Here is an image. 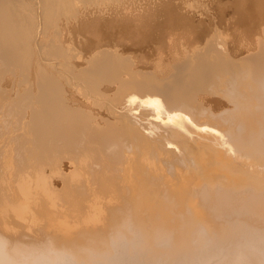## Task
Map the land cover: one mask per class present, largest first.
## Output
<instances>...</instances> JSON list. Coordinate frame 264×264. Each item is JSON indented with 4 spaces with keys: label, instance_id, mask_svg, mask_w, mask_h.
<instances>
[{
    "label": "bare ground",
    "instance_id": "bare-ground-1",
    "mask_svg": "<svg viewBox=\"0 0 264 264\" xmlns=\"http://www.w3.org/2000/svg\"><path fill=\"white\" fill-rule=\"evenodd\" d=\"M80 1L40 0L38 29L0 0V264H264V28L231 49L170 21L152 65L99 41L76 63L72 20L140 24Z\"/></svg>",
    "mask_w": 264,
    "mask_h": 264
},
{
    "label": "rangeland",
    "instance_id": "rangeland-1",
    "mask_svg": "<svg viewBox=\"0 0 264 264\" xmlns=\"http://www.w3.org/2000/svg\"><path fill=\"white\" fill-rule=\"evenodd\" d=\"M37 1L27 0V2L35 7L34 15L36 17L34 16V20L35 24L38 25L36 27L40 29L41 23L43 24V17L40 9L41 6H39L41 2L40 0ZM96 1H103V3L106 2L111 5L115 0ZM129 1H125L127 3L121 2V5L126 4L125 9L129 13H133L136 10L134 13L140 18L139 25L135 23V25L132 23H128L129 25H127L124 18H122L123 20L118 18L120 16L104 17L96 20L88 19L86 21L83 20L84 22L81 19L80 21L76 19L66 25V31L64 30L65 32L63 31L62 35H60L59 41L70 50V53L75 57L76 63H78L79 58H84L87 55L95 41H99L101 43L111 44L117 53L123 57L124 55L127 56L125 58L134 61L135 65H152L159 53L162 56L167 55L168 43L163 31L167 29L166 25L168 24L166 22L170 21L171 25L174 23L173 25L177 26V28H184L187 36L190 38L196 39L214 30L218 33L220 32L222 35L227 34L224 37H226L231 49L237 47L236 44L238 43L235 42L238 39H240L238 41L246 44V42H250L264 28V0ZM74 3L73 6L77 10L76 8L82 2L80 0H74ZM57 13L55 17H57V22L59 21L58 25H63L62 22L69 18L66 15H68L67 13H71V10L65 11L61 9ZM60 13L62 14L60 15ZM125 24L128 28L124 26ZM84 28H86L85 34L89 37L84 38ZM177 31H180V29ZM250 34L252 35L250 36ZM35 46L34 50L41 57L38 45L36 44ZM107 88L108 84L104 83L100 86L99 91L105 93Z\"/></svg>",
    "mask_w": 264,
    "mask_h": 264
}]
</instances>
